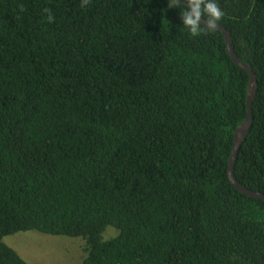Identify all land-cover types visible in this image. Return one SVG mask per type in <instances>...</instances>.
Returning a JSON list of instances; mask_svg holds the SVG:
<instances>
[{
	"label": "trees",
	"instance_id": "1",
	"mask_svg": "<svg viewBox=\"0 0 264 264\" xmlns=\"http://www.w3.org/2000/svg\"><path fill=\"white\" fill-rule=\"evenodd\" d=\"M81 3L0 0V264L32 231L81 264H264V202L227 177L249 77L223 34L192 36L185 0ZM217 3L257 81L233 174L264 195V0Z\"/></svg>",
	"mask_w": 264,
	"mask_h": 264
},
{
	"label": "rangeland",
	"instance_id": "2",
	"mask_svg": "<svg viewBox=\"0 0 264 264\" xmlns=\"http://www.w3.org/2000/svg\"><path fill=\"white\" fill-rule=\"evenodd\" d=\"M2 242L28 264H81L84 258L80 238L32 231L4 237Z\"/></svg>",
	"mask_w": 264,
	"mask_h": 264
},
{
	"label": "water",
	"instance_id": "3",
	"mask_svg": "<svg viewBox=\"0 0 264 264\" xmlns=\"http://www.w3.org/2000/svg\"><path fill=\"white\" fill-rule=\"evenodd\" d=\"M185 6H187L186 2L183 3ZM202 26H206L205 22L202 20L201 21ZM217 30L220 31L223 34L224 40H225V45H226V50L227 53L231 59V61L241 70L245 71L248 74L249 80H248V88H247V97H246V117L245 119L238 123L234 132H233V146L231 149V154L228 162V168H227V177L228 180L230 181L231 185L239 191L241 194L249 197V198H254L258 199L264 202V195L259 194L256 192L249 191L242 187L237 181L236 178L234 177L233 171H234V166L235 162L237 159V155L239 152L240 147L246 140L248 133L250 131V128L252 126V102L256 93V86H257V81H256V76L253 73L252 69L243 63L234 53V50L231 45V39L228 34V32L225 30L224 27L221 25H217Z\"/></svg>",
	"mask_w": 264,
	"mask_h": 264
},
{
	"label": "clouds",
	"instance_id": "4",
	"mask_svg": "<svg viewBox=\"0 0 264 264\" xmlns=\"http://www.w3.org/2000/svg\"><path fill=\"white\" fill-rule=\"evenodd\" d=\"M187 7L181 12L183 25L187 27L192 36H198L202 30L207 32H215L220 20L225 13L217 3V0H185ZM90 3V0H82L81 7H85ZM169 8H180L181 0H168ZM23 11V8L21 7ZM47 20L49 23L54 21V17L50 9H45ZM207 17V18H205ZM205 22L206 26H202L201 21Z\"/></svg>",
	"mask_w": 264,
	"mask_h": 264
}]
</instances>
